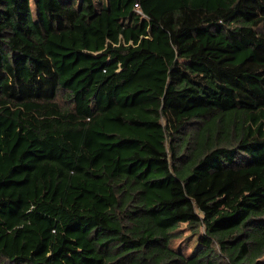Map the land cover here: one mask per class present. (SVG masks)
I'll return each mask as SVG.
<instances>
[{
  "label": "trees",
  "instance_id": "obj_1",
  "mask_svg": "<svg viewBox=\"0 0 264 264\" xmlns=\"http://www.w3.org/2000/svg\"><path fill=\"white\" fill-rule=\"evenodd\" d=\"M0 264H264V0H0Z\"/></svg>",
  "mask_w": 264,
  "mask_h": 264
},
{
  "label": "rangeland",
  "instance_id": "obj_2",
  "mask_svg": "<svg viewBox=\"0 0 264 264\" xmlns=\"http://www.w3.org/2000/svg\"><path fill=\"white\" fill-rule=\"evenodd\" d=\"M33 11L35 12V6L32 4ZM186 239L184 242L178 245V250L182 252L186 257H191L195 250L198 248L200 245V234L187 231L186 232ZM179 241V240H178Z\"/></svg>",
  "mask_w": 264,
  "mask_h": 264
},
{
  "label": "built area",
  "instance_id": "obj_3",
  "mask_svg": "<svg viewBox=\"0 0 264 264\" xmlns=\"http://www.w3.org/2000/svg\"><path fill=\"white\" fill-rule=\"evenodd\" d=\"M138 6V4H136Z\"/></svg>",
  "mask_w": 264,
  "mask_h": 264
}]
</instances>
